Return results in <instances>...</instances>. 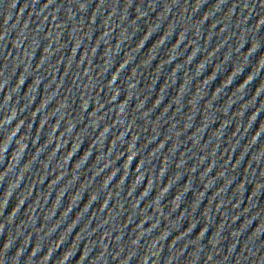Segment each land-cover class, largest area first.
I'll return each instance as SVG.
<instances>
[{
	"label": "water",
	"instance_id": "95a60500",
	"mask_svg": "<svg viewBox=\"0 0 264 264\" xmlns=\"http://www.w3.org/2000/svg\"><path fill=\"white\" fill-rule=\"evenodd\" d=\"M0 264H264V0H0Z\"/></svg>",
	"mask_w": 264,
	"mask_h": 264
}]
</instances>
